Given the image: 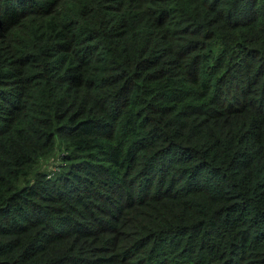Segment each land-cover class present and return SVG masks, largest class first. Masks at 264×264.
Wrapping results in <instances>:
<instances>
[{
  "label": "trees",
  "instance_id": "trees-1",
  "mask_svg": "<svg viewBox=\"0 0 264 264\" xmlns=\"http://www.w3.org/2000/svg\"><path fill=\"white\" fill-rule=\"evenodd\" d=\"M0 264H264V0H0Z\"/></svg>",
  "mask_w": 264,
  "mask_h": 264
},
{
  "label": "rangeland",
  "instance_id": "rangeland-1",
  "mask_svg": "<svg viewBox=\"0 0 264 264\" xmlns=\"http://www.w3.org/2000/svg\"><path fill=\"white\" fill-rule=\"evenodd\" d=\"M56 157H52L51 159H49L47 162H46V165H47V167L49 168V169H51L52 168V166L55 164V163H57L56 162ZM46 167V166H45Z\"/></svg>",
  "mask_w": 264,
  "mask_h": 264
}]
</instances>
